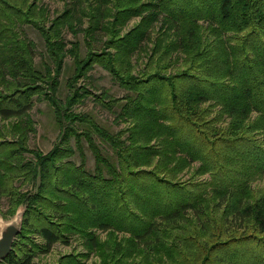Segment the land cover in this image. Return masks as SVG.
Listing matches in <instances>:
<instances>
[{
  "label": "trees",
  "instance_id": "16d2710c",
  "mask_svg": "<svg viewBox=\"0 0 264 264\" xmlns=\"http://www.w3.org/2000/svg\"><path fill=\"white\" fill-rule=\"evenodd\" d=\"M79 1L45 28L42 0H0V119L9 120L0 124V201L8 203L0 213L7 218L24 206L0 264H32L75 236L85 250L57 264H86L79 259L92 252L99 264H264V0ZM24 24L44 38V70L35 65L34 42L19 32ZM64 29L84 32V58L77 42L66 48ZM146 40L144 67L134 73L132 56ZM67 54L78 69L74 80L97 63L129 92L105 102L111 108L124 100V127L112 132L91 114L71 111L79 88L55 98ZM39 94L63 128L45 153L28 145ZM257 178L261 187L252 186ZM97 230L107 232L106 241Z\"/></svg>",
  "mask_w": 264,
  "mask_h": 264
},
{
  "label": "rangeland",
  "instance_id": "374dc122",
  "mask_svg": "<svg viewBox=\"0 0 264 264\" xmlns=\"http://www.w3.org/2000/svg\"><path fill=\"white\" fill-rule=\"evenodd\" d=\"M41 4H43L48 10V19L46 24H42L45 28L50 23L57 14H59L66 6H76L80 5L79 0H42ZM138 20V17L132 18L128 26H131ZM87 18H84V22L81 25L85 27L87 25ZM80 28V25H78ZM159 24H156L151 29L150 37L153 39L158 31ZM126 27V28H127ZM63 38L66 41V48H70L72 46V42L78 43V51L80 53V57L84 58L87 53L86 49V38L84 36L83 31L77 32L76 35H73L67 29H64ZM19 32L22 36L32 40L34 42V62L37 69L44 70L45 64H50V59L46 52V46L44 43V38L40 32V30L31 25L24 24L19 27ZM105 37L100 33L97 35L96 40L94 41V50L99 52L103 49V41ZM144 48L140 51H137L133 56L132 60L134 63V73L139 72L144 67V62L146 61V52L149 50L148 48L151 46V42L146 40L144 44ZM147 45V47H146ZM76 64L74 62L73 56L71 54H67L64 59V64L61 69L59 75V84L55 92V98L59 101L66 100V97L76 91L79 92V98L77 102L71 106V111L75 113H88L93 116V118L102 126L106 127L112 132L119 130L121 127L126 125V122L122 121L118 112H120V107L124 103V100L120 99L117 103H113L111 108L106 104L110 102V100L114 98H123L129 92L119 85V83L114 79L111 73L103 68L100 64H93V67L90 68L87 73H85L82 77L74 80V75L77 73ZM70 83H73V86H70ZM89 90L92 94H87L85 96H81L83 94V90ZM48 92V89L44 92ZM82 93V94H81ZM101 99H104L102 101ZM106 102V103H105ZM29 114L34 121V126L36 128L35 132L30 134V138L28 141V145L31 148H38L42 150V152L49 151L52 146L60 141L62 127L58 123L55 109L49 99H47L44 94H39L34 96V104L32 108L29 110ZM9 120H1L0 124L7 123ZM67 123L66 121L64 122ZM78 130L85 129L86 124L76 122L73 125ZM93 136L96 142L99 144L102 152L108 155L111 159L114 158L113 151L111 147L104 142L97 133L93 132ZM84 143V151H85V162L86 168L89 170H94L95 161L94 155L90 148L87 146V142L84 137H82ZM70 142L74 144V137L72 136ZM27 157H32V154L26 153ZM77 163L80 162L79 154L76 153L73 157ZM189 173H184L183 177L188 178ZM204 176H207L206 174ZM19 184V183H17ZM263 185L262 178H257L252 182V186L261 187ZM22 189H32L33 186L29 184H22ZM8 206L7 200L3 198L0 201V212L5 211ZM24 206L18 207L17 211L14 215L4 218L0 213V232L1 229L6 225V223L13 221L16 224H20L22 213ZM98 237L101 241L107 240V232L97 230ZM85 250L81 237L75 236L71 239L70 243H55L51 250L47 253H39L33 259L32 264H57L60 261L62 255L67 253H80ZM80 258V257H79ZM80 261L85 260L86 264H99L100 258L97 254L91 253L87 257H81Z\"/></svg>",
  "mask_w": 264,
  "mask_h": 264
},
{
  "label": "water",
  "instance_id": "95a60500",
  "mask_svg": "<svg viewBox=\"0 0 264 264\" xmlns=\"http://www.w3.org/2000/svg\"><path fill=\"white\" fill-rule=\"evenodd\" d=\"M21 225L13 221L6 223L0 232V260L4 259L12 248V243L18 233L20 232Z\"/></svg>",
  "mask_w": 264,
  "mask_h": 264
}]
</instances>
